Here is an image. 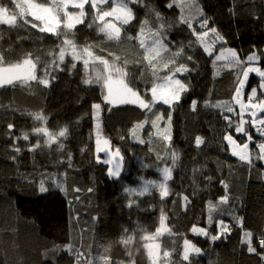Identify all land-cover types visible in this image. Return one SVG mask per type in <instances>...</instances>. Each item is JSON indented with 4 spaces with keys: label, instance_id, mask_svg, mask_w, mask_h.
<instances>
[{
    "label": "trees",
    "instance_id": "1",
    "mask_svg": "<svg viewBox=\"0 0 264 264\" xmlns=\"http://www.w3.org/2000/svg\"><path fill=\"white\" fill-rule=\"evenodd\" d=\"M144 3L171 25L165 43L172 51L195 40L186 25L177 23L180 7L177 4L167 7L172 0H144ZM195 3L210 18V26L224 36V48L235 49L241 59L254 50L258 55L264 53V0H195ZM129 6L135 19L123 27L122 37L126 33L135 36L140 23L150 15L155 21L149 7ZM85 10V24L74 29L73 38L78 46L95 45L94 52L105 58L112 52L122 59L134 60L143 52L132 47L135 41L120 44L107 40L95 26L87 27L93 13L88 6ZM21 25L13 28L0 24V52L11 63L22 60L28 53L33 59L39 57L37 75L43 76L45 65L52 60L47 53L58 51L63 37L40 33L30 24L21 22ZM193 26L200 31L195 22ZM216 49L218 54L220 45ZM185 52L193 56L192 61H186L190 71L177 73V78L188 85V91L172 110V142L159 145L160 150L153 145V137L149 140L152 128L137 130L145 141L143 144L131 135L134 125L144 120V112L135 105L104 104L101 86L84 84L83 63L75 61L76 68H71V56L60 65L63 71L49 68L47 88L35 81L30 82L31 87L17 84L14 88H0V264H76L77 253L88 254L86 258L93 259L94 264H102L99 257L104 255L113 264H130L133 260L134 264H150L143 247L148 241L143 236L155 233L162 211L171 234L164 233L157 240L162 255L165 250L171 253L172 264H189L182 262L185 238L201 249L199 254L190 253L191 264H264L260 256L249 253L242 243L243 230L239 226L232 227L226 237L211 240L218 232L216 219L231 226L236 223L233 214L243 218V229L251 231L257 239L264 232V162L256 161L249 167L232 156L222 141L225 122L221 110L204 106L206 100H231L233 70L222 67L223 62L214 66V56L209 57L200 46L186 47ZM260 66L264 67V58ZM127 70L130 74L137 71L133 64ZM166 73L164 70L160 75ZM258 82L259 77L252 73L250 86L255 87ZM135 86L143 94L144 85L137 81ZM193 100L198 102L196 111L191 107ZM96 103L101 104L102 137L110 140L113 150L119 148L123 158L119 177L108 175L110 165L104 164V155L96 152L92 115V105ZM157 109L165 113L166 119L168 106L157 105ZM35 112L47 117L43 126L52 133L67 127L66 137H59L51 146L45 145L46 137L32 134L34 127L42 126L29 115ZM8 123L15 125L13 136L21 132L30 134L29 141H17L22 151L16 160L11 158L14 153ZM251 131L256 141L261 139L255 130ZM197 136L205 141L199 147L195 144ZM237 139L245 138L237 136ZM37 141L41 148L29 152L28 147ZM61 143L63 150L59 147ZM251 149H255V144ZM173 151L179 154L175 165L171 159ZM164 167L172 168V178L167 182L168 197L161 199L155 186H150L143 195L125 192L128 188L139 193L145 181L161 182ZM41 178L48 180V193L38 191ZM221 180L228 185L229 203L212 213L214 222L209 226V201L216 204L225 195ZM54 182H59L64 190L56 188ZM183 196H188L189 202ZM194 224L207 228L209 235L194 234L191 231ZM128 236L132 240L125 245L121 241Z\"/></svg>",
    "mask_w": 264,
    "mask_h": 264
},
{
    "label": "snow or ice",
    "instance_id": "2",
    "mask_svg": "<svg viewBox=\"0 0 264 264\" xmlns=\"http://www.w3.org/2000/svg\"><path fill=\"white\" fill-rule=\"evenodd\" d=\"M141 5L149 7L144 3V0H0V24H6L10 27H20L30 24L33 29H38L40 33H49L57 38L63 37L57 45V50H50L47 55L52 57L50 64L45 65L43 76L37 75V65L40 63V58H32V54L28 53L22 60L11 63L7 62L5 56L0 52V88L9 86L16 87L29 86L31 81H35L38 85H43L45 88L50 86L49 68L52 70L63 71L60 65L65 63V57L71 56L73 63L71 68H76L75 61H82L85 78L83 83L86 85L99 84L102 89L103 103L107 105H135L144 112V120L138 122L131 130V135L143 144L145 141L140 139L137 134L138 129H143L146 124H150L154 132H149L148 137L151 140L153 135L160 137L168 145L172 142L171 126H172V110L178 105L182 98V94L188 91V85L177 78V73H187L190 69L186 61H192L193 56L185 52V48L200 46L203 51L213 57L214 66L218 62H223L222 67L233 70L234 72V88L230 101L212 102L206 100L205 107H212L221 110L222 119L225 122V132L222 135V141L226 142L230 149V154L249 167L254 166L256 161L264 162V67L260 66L264 53L260 55L257 51H253L246 58L241 59L235 49L223 47L226 43L224 36L216 27L210 26V18L196 5L195 0H172V3L167 5L172 8L173 4H177L181 9V15L177 23L186 25L190 31V35L195 37L194 41H190L188 45H179L176 51H172L168 44L165 43L166 32L171 25L164 21V18L159 12L149 7V12L154 13L155 21H152L151 15L140 23L139 31L135 36L125 34L121 36L122 28L129 25L134 19L132 7L129 5ZM86 6L93 13L91 22L87 27L95 26L99 33H103L107 40L116 41L120 44L130 43L134 48L143 49L141 54H138L134 60L127 58L122 59L121 56L109 52L108 58L103 55H98L94 52L95 45L78 46L74 40V29L77 25L85 24L87 13ZM69 9H72L71 11ZM110 9V10H109ZM187 9V13H185ZM194 10V11H193ZM28 17H32L29 20ZM194 22L199 27L200 31L193 26ZM61 25H63L61 27ZM216 45H220L218 54ZM215 54V55H214ZM185 61V62H181ZM129 64H133L137 69L135 74H130L128 69ZM91 69V74H89ZM164 70H167L165 75H160ZM255 73L259 77V82L255 87L250 86V74ZM51 79H55L54 76ZM144 85L143 94L135 86L136 82ZM162 104L168 106L165 113H160L157 105ZM198 102L192 101L191 107L196 111ZM2 107V105H0ZM111 110V109H109ZM101 104L92 105V115L97 121L96 123V152H104L108 159L103 160L104 164L113 165L108 169V175L111 177H119L121 173L122 156L120 149L110 150V140L103 138L100 135L99 112ZM35 121L41 122L42 126L34 127L32 134L46 137L44 144L51 146L56 143L59 137H66L67 127L62 128L58 133H52L43 125L47 123V117L42 112L29 113ZM154 116V119L151 118ZM247 117V118H246ZM164 121L165 127H160V122ZM15 125L8 123V135L12 139L11 158L16 160L22 149L17 144L18 140L29 141L30 134L21 132L19 136H13L12 130ZM231 129L232 131H229ZM251 130L261 138L254 140ZM237 136H242L245 139L238 141ZM124 137L122 136L121 139ZM205 141L202 137L195 138V144L199 147ZM255 144V149H251L250 145ZM63 150L64 145H59ZM41 148L39 141L28 147L29 152H35ZM173 164L179 159V154L175 151L171 154ZM71 156H69V161ZM97 156V163H100ZM163 179L159 183L147 182L139 193L135 189H125V192L143 195L149 191L150 186H155L160 193L161 199L170 195L168 181L172 178V168L164 167L162 170ZM50 179V178H49ZM211 179V178H209ZM56 188L64 190L59 182H54ZM225 189V195L220 197L219 202L214 204L211 201L208 203V225L211 226L214 222L213 212L220 208V205L229 203L227 194L228 185L221 180ZM38 191L48 193L50 186L48 180L41 178L38 184ZM79 191V189H77ZM92 191V189H89ZM185 202H189L188 196H183ZM131 206V205H129ZM222 211V210H221ZM235 220L234 225H229L223 219H216L215 223L218 229L216 235L211 236V240L216 241L221 237H226L232 230V227L239 226L243 230L242 243L247 246L249 253H254L264 260V253L258 252L257 247L264 250V232L259 234V238L248 230L243 229V218L233 214ZM166 215L163 213L160 216L159 227L156 228L154 234L143 236V240L148 241L143 247L147 250L150 264H172L169 259L171 253L167 250L160 255V244L155 241L164 233L171 234V230L167 227ZM127 231V230H125ZM191 231L196 235L208 236L207 228L192 226ZM132 240L131 236L124 238L121 242L125 245ZM182 262H190V253L199 254L201 249L196 247L188 239L183 241ZM71 250V248H69ZM108 249L105 248V253ZM88 254L77 253L76 264H94L93 259L86 258ZM129 255H131L129 253ZM99 260L102 264H113L111 258L107 255L100 256ZM122 264V262H121ZM134 264V260L130 261Z\"/></svg>",
    "mask_w": 264,
    "mask_h": 264
},
{
    "label": "rangeland",
    "instance_id": "3",
    "mask_svg": "<svg viewBox=\"0 0 264 264\" xmlns=\"http://www.w3.org/2000/svg\"><path fill=\"white\" fill-rule=\"evenodd\" d=\"M36 2H37V0H36ZM109 3L111 4V0H109ZM70 11L72 10V9H69ZM110 10V9H109ZM126 26V25H125ZM125 26H123V27H125ZM225 49H227V48H225ZM142 51H143V49H142ZM67 57V56H66ZM65 57V58H66ZM89 74H91V69H89ZM250 76H251V74H250ZM179 79V78H178ZM250 79V78H249ZM158 105H162V104H158ZM166 106V105H165ZM152 119H154V118H152ZM96 123H97V121L95 120V127H96ZM99 123H100V135L102 136V133H101V117H100V113H99ZM160 127L161 128H164L165 127V123H164V121H161L160 122ZM147 128H151V126H150V124H146L145 126H144V128L143 129H147ZM155 130L153 129V132H154ZM95 132H96V128H95ZM37 136V135H36ZM153 137V140H152V143H153V145H155L156 147H157V149L158 150H160V148L158 147L159 145H161V144H164V143H166L165 141H163L162 139H160V137H158V136H156V135H153L152 136ZM255 140V139H254ZM239 141V140H238ZM250 148H251V145H250ZM110 150H112V151H114L112 148H111V146H110ZM100 154H103L104 155V157H105V159H108V156L104 153V152H100L99 153V155ZM110 165V167H112L113 165H111V164H109ZM122 166V165H121ZM146 183L148 182V181H145ZM152 182H155V183H159V182H156V181H152ZM145 186V184H143L142 186H140L139 187V189H143V187ZM166 223V222H165ZM167 225V224H166ZM168 227V226H167ZM156 243H159L158 242V240H156L155 241ZM160 255L162 256V254H161V251H160Z\"/></svg>",
    "mask_w": 264,
    "mask_h": 264
},
{
    "label": "water",
    "instance_id": "4",
    "mask_svg": "<svg viewBox=\"0 0 264 264\" xmlns=\"http://www.w3.org/2000/svg\"><path fill=\"white\" fill-rule=\"evenodd\" d=\"M123 34V28H122V32H121V35Z\"/></svg>",
    "mask_w": 264,
    "mask_h": 264
}]
</instances>
